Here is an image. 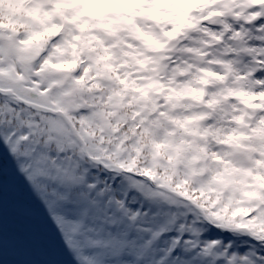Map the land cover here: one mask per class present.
Returning a JSON list of instances; mask_svg holds the SVG:
<instances>
[{"label":"snow or ice","instance_id":"1","mask_svg":"<svg viewBox=\"0 0 264 264\" xmlns=\"http://www.w3.org/2000/svg\"><path fill=\"white\" fill-rule=\"evenodd\" d=\"M16 3L0 264H264V0Z\"/></svg>","mask_w":264,"mask_h":264},{"label":"clouds","instance_id":"2","mask_svg":"<svg viewBox=\"0 0 264 264\" xmlns=\"http://www.w3.org/2000/svg\"><path fill=\"white\" fill-rule=\"evenodd\" d=\"M19 4L16 3V0H5V3L0 5V23L5 25L18 21L21 17L19 11ZM19 32H23V29H18Z\"/></svg>","mask_w":264,"mask_h":264},{"label":"rangeland","instance_id":"3","mask_svg":"<svg viewBox=\"0 0 264 264\" xmlns=\"http://www.w3.org/2000/svg\"><path fill=\"white\" fill-rule=\"evenodd\" d=\"M0 149H2V144H0ZM2 168H3V159H2V155H0V172H2Z\"/></svg>","mask_w":264,"mask_h":264}]
</instances>
